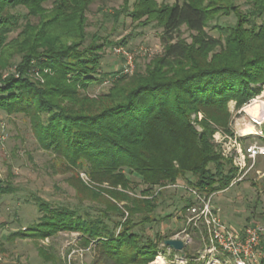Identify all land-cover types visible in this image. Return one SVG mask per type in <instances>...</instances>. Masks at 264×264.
I'll return each mask as SVG.
<instances>
[{
  "label": "trees",
  "instance_id": "obj_1",
  "mask_svg": "<svg viewBox=\"0 0 264 264\" xmlns=\"http://www.w3.org/2000/svg\"><path fill=\"white\" fill-rule=\"evenodd\" d=\"M106 1L0 0V111L28 119L39 147L55 155L63 172H71L66 181L78 203L92 197L100 204L92 216L34 197L40 217L9 239L38 245L61 231L78 232L79 244L97 246L104 264H149L170 249L166 237L157 232L151 238L145 227L155 221L165 187L187 176L186 185L206 194L234 186L236 169L220 155L212 135L231 133L229 101L240 108L264 85V0H243L246 11L241 0L168 6L156 0H134L130 6L122 0L113 9V22L126 15L137 27L154 24L163 31L162 51L131 74L123 72L124 63L101 72L110 42L97 34L87 40L89 7ZM230 14L235 24L224 37L206 33L209 22ZM182 27L190 32L189 42L180 37ZM106 79L105 91L88 94ZM137 185L144 186L138 194ZM14 191L10 182L0 183V194ZM190 203L187 198L183 212ZM260 238L264 264V235ZM36 248L43 261L55 258L51 247Z\"/></svg>",
  "mask_w": 264,
  "mask_h": 264
},
{
  "label": "rangeland",
  "instance_id": "obj_2",
  "mask_svg": "<svg viewBox=\"0 0 264 264\" xmlns=\"http://www.w3.org/2000/svg\"><path fill=\"white\" fill-rule=\"evenodd\" d=\"M133 1L130 0V6ZM156 1L167 4V6L175 2H182V0ZM121 4L122 0L95 2L90 5L87 12V31L89 33L87 40H89L90 34H97L107 38L110 42L103 50L101 72H111L123 65L124 61L120 55L115 53V48L122 47L132 53L134 67L139 69H143L153 55L162 51L163 31L160 27L154 24L137 27L136 22H132L126 15L120 16L117 21L113 22L111 17L113 9H118ZM239 4L243 11L248 9V5L243 0ZM15 11L20 14L25 12L21 7ZM261 21L262 18L258 19L257 23L260 24ZM234 24L233 14L219 16L209 22L206 33L216 39L222 38ZM189 34L190 32L185 27L181 28L180 37L188 42L190 41ZM122 40L125 41L124 45H116ZM105 81H107L106 84ZM109 84L110 80L106 79L99 85L91 86L88 94L97 95L105 91ZM257 96L264 99V85L261 86V91ZM228 107L231 113L229 124L231 133L225 134L221 130H216L212 135V142L221 156L220 141L228 146L233 142H239L242 147H246L264 140L251 136L239 139L238 135H245L250 127L253 130V123L249 116L256 115L257 112L251 107L241 111L243 106L236 108L235 102L232 101H229ZM1 125L4 128H0V135H3L5 140L0 143V183L10 182L15 191L5 195L0 194V223L4 224V227L0 229V252L5 254L8 259L17 254L19 257H24L27 254L30 264H44L37 255L36 247L39 245L46 249L51 247L52 250L49 251L55 256L51 260L52 264H104L102 263L103 255L96 248L97 246L90 243L89 248H84L79 244L81 236L78 232L61 231L56 236L45 238L48 239L46 241L45 239L40 240L38 245L29 239L13 241L9 239V235L16 229H25L26 225L34 223L40 217L41 214L33 201L34 197H39L55 205L86 209L92 213V216L95 215L94 210L97 206L100 207V204L92 197L83 203H78L74 189L66 181L71 172H63L55 155L39 147L26 117L20 114L8 115L0 111ZM218 133H222L225 140L220 138ZM79 177L83 182L89 183L83 172L79 171ZM130 178L136 179V177ZM189 178V176L180 178L175 185L163 189L162 195L158 198V209L153 214L155 221L145 226L146 234L148 232L151 238H154L155 233L159 232L162 238L188 240L189 243L181 250H184L183 254L181 252L176 254L171 249H165L163 252L157 253V256H160L162 260H157V256H155L149 264H201L197 258L198 253L203 249V242L199 238L198 230L186 229V214L182 211L186 199H189L185 190V187L188 186L186 179ZM235 184L228 190L216 194L213 198V203L220 209L221 217L235 230H241L251 223L264 225V157H258L252 171ZM91 187L93 188V185ZM102 187L106 186L102 185ZM143 187L137 185L135 192L138 194ZM128 194L132 195L131 192ZM123 203H118V206L124 211V219H126L128 214L122 208ZM138 229L136 227L134 231H138ZM185 231L188 236H185ZM146 234L144 233L143 238H146ZM163 246L161 244L159 248L163 249ZM68 253H72L69 260ZM48 264L50 263L48 262Z\"/></svg>",
  "mask_w": 264,
  "mask_h": 264
},
{
  "label": "built area",
  "instance_id": "obj_3",
  "mask_svg": "<svg viewBox=\"0 0 264 264\" xmlns=\"http://www.w3.org/2000/svg\"><path fill=\"white\" fill-rule=\"evenodd\" d=\"M114 51L124 59L123 72L131 74L134 70V55L122 47L115 48ZM33 76L36 79L40 78L37 72ZM104 83L106 84L107 81ZM250 107L257 112L256 115L249 116L254 127L252 131L256 132V135H250L252 131H248L245 135H238V138L251 136L264 139V99L255 96L243 105L241 111ZM0 128L3 129L4 126L1 125ZM218 134L225 140L222 133ZM4 140L5 137L0 135V143ZM220 145L222 156L225 159L229 158L236 169V176L230 186L243 180L252 171L258 157H264V140L246 147H242L239 142H233L228 146L220 141ZM185 190L191 201L185 211V226L186 229L192 228L199 231L203 249L198 253L197 260H200L201 264H261L263 252L260 237L264 235V225L251 223L241 230H235L221 217L219 207L213 203V198L218 193L206 194L189 185L185 187ZM185 236H188L186 231ZM181 241L184 246L189 243L188 240ZM71 255L72 253H68V260ZM2 259L0 255V262Z\"/></svg>",
  "mask_w": 264,
  "mask_h": 264
},
{
  "label": "crops",
  "instance_id": "obj_4",
  "mask_svg": "<svg viewBox=\"0 0 264 264\" xmlns=\"http://www.w3.org/2000/svg\"><path fill=\"white\" fill-rule=\"evenodd\" d=\"M0 255L3 257L2 262H0V264H30L29 256L27 254L24 257H21V256L19 257V255L17 254V255H15L13 257H10V259L6 258L5 254H3L1 252H0ZM38 258L40 259V261H43L39 256H38ZM43 262H44V264H48V262L50 264H52L51 261H47V262L43 261ZM31 264H33V263H31Z\"/></svg>",
  "mask_w": 264,
  "mask_h": 264
},
{
  "label": "water",
  "instance_id": "obj_5",
  "mask_svg": "<svg viewBox=\"0 0 264 264\" xmlns=\"http://www.w3.org/2000/svg\"><path fill=\"white\" fill-rule=\"evenodd\" d=\"M164 245L176 252L181 251L184 247V243L179 239H167L164 241Z\"/></svg>",
  "mask_w": 264,
  "mask_h": 264
},
{
  "label": "bare ground",
  "instance_id": "obj_6",
  "mask_svg": "<svg viewBox=\"0 0 264 264\" xmlns=\"http://www.w3.org/2000/svg\"><path fill=\"white\" fill-rule=\"evenodd\" d=\"M248 131H252V128L250 127V129ZM250 135H256V132L252 131ZM157 260H162V258L160 256H157Z\"/></svg>",
  "mask_w": 264,
  "mask_h": 264
}]
</instances>
